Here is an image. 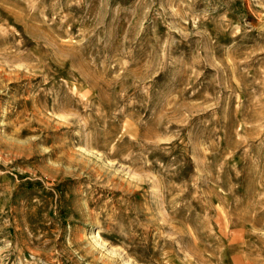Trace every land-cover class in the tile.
I'll use <instances>...</instances> for the list:
<instances>
[{"label": "rangeland", "instance_id": "obj_1", "mask_svg": "<svg viewBox=\"0 0 264 264\" xmlns=\"http://www.w3.org/2000/svg\"><path fill=\"white\" fill-rule=\"evenodd\" d=\"M0 264H264V0H0Z\"/></svg>", "mask_w": 264, "mask_h": 264}, {"label": "bare ground", "instance_id": "obj_2", "mask_svg": "<svg viewBox=\"0 0 264 264\" xmlns=\"http://www.w3.org/2000/svg\"><path fill=\"white\" fill-rule=\"evenodd\" d=\"M97 233H98V230L94 233L95 237H98Z\"/></svg>", "mask_w": 264, "mask_h": 264}]
</instances>
